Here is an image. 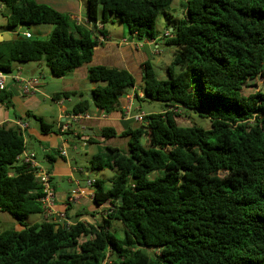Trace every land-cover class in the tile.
<instances>
[{
	"label": "trees",
	"instance_id": "obj_1",
	"mask_svg": "<svg viewBox=\"0 0 264 264\" xmlns=\"http://www.w3.org/2000/svg\"><path fill=\"white\" fill-rule=\"evenodd\" d=\"M173 1L87 0L85 24L37 0H0L9 30L53 26L44 39L21 35L0 42V70L38 62L62 78L93 61L101 38L109 36L110 14L127 27L129 39L154 41L157 18ZM182 5L183 18L162 34L176 47L167 78L157 76L150 60L140 82L125 68L91 65L90 99L71 110L79 115L94 106L111 114L128 87L135 98L165 106L145 113L135 128L101 129L103 138H127V145H106L90 160L91 169L117 170L108 186L104 179L92 184L93 202L104 209L100 222L45 217L27 223L31 214H44L43 186L17 160L27 149L24 134L0 125V211L22 226L0 230V264H264V84L254 89L264 82V0ZM74 94L63 91L53 99ZM11 98L7 88L0 91L7 109ZM191 112L203 122L179 124L177 117ZM37 120L43 133L53 132ZM66 204L67 215L72 202Z\"/></svg>",
	"mask_w": 264,
	"mask_h": 264
},
{
	"label": "crops",
	"instance_id": "obj_2",
	"mask_svg": "<svg viewBox=\"0 0 264 264\" xmlns=\"http://www.w3.org/2000/svg\"><path fill=\"white\" fill-rule=\"evenodd\" d=\"M37 2L52 5L62 12L71 13L73 17L79 16L78 13H80L81 8V0H37ZM0 14L3 15L2 13ZM5 25L6 24H0V33L10 32L21 36L26 32L23 30L20 31V28L23 26L17 28L16 31H12L7 29ZM52 29L53 27L49 26L44 27L42 30L39 29V31L41 30L42 32L44 30L41 35L48 36ZM158 38L154 41L149 39L138 40L136 38L129 39V35L128 38H125L110 34L105 40L101 38L103 40V44L95 48L93 61L75 69L67 74V76L63 77L66 78L70 76V79H68L70 81L64 87V90L63 88H56L53 94H49V92L42 87L40 81L37 91L32 93H25L20 83L12 80L8 81L7 89L12 93L11 101L13 106L7 109L0 104V123L14 125L16 119H22L28 124V128L26 129L24 135L27 139V148L34 151L37 155L38 161H40V163L49 169L53 174V184L56 189L57 198L55 210L59 213L65 212L67 199L71 196H75V199L72 201V206L70 207V209L73 208V211H67L66 217H68V224L74 223L77 219L90 223L100 222L104 210L102 207L95 205L93 202L94 189L92 186L88 185L87 182L88 180H94L89 178L90 168L80 167L78 164H75V158L74 156H71L68 150L69 141L74 140L76 137H80L82 139V146L80 147L81 150H85L87 155L88 151H90L92 156L88 159H92L94 155H96L100 149L103 148V146H119L118 141L123 139L120 137L108 139L103 138L101 136V129L103 127H114L118 132H122L128 128H135L140 124V122L133 118L136 113L134 115L132 114V104L134 98L136 97V93L134 95L126 93L125 97H122L121 99V105L118 110L111 114H107L103 110L93 106L87 112L89 114L88 118H80L78 120L75 119V115L71 113L73 106L82 98L90 99V91L95 87V83L88 78L89 66L106 65L125 68L135 74L139 79L138 82H140V77L143 73V64L146 61H149L151 46L156 43ZM37 64L40 67L44 65V63L38 62ZM15 65L16 64L13 63V71L21 70L26 77L34 78L30 76L22 66ZM31 72L34 73V69H31ZM139 74L140 76H138ZM136 89H139V87L137 86ZM63 91L78 93L77 100L72 101L71 97L56 100L59 117H62L61 122L55 126L53 132L43 133L41 131V127L39 129L37 125H32L30 122V119H35V122L39 125L37 118H42L46 123H49L48 120L45 119L46 116H44V114L39 110L42 105L39 95L45 96L47 99L54 100L52 95ZM138 91L140 97H143V92L141 90ZM67 101L72 103V105L68 106ZM129 107H131V114L128 115L127 109ZM29 112L31 116L27 117V113ZM68 120H71L72 122H68ZM66 133H69L72 136V139L66 138ZM32 135H34L35 140L41 146L43 153L42 160L39 158L38 152L30 142ZM114 139H116V141H114ZM113 141L117 143L115 144ZM71 148L75 151V153L76 150L79 149L75 142L71 144ZM63 151H66V155H62ZM77 173L80 177L76 176ZM58 179L66 181L71 188L65 190L63 187H60V184L57 182ZM53 218L56 220L59 218V221H61L59 215ZM44 219L45 215H42V220ZM3 222H10L16 226L20 225L11 214L0 211V230H3ZM36 222L37 221L33 223ZM62 222L66 221L62 220Z\"/></svg>",
	"mask_w": 264,
	"mask_h": 264
},
{
	"label": "rangeland",
	"instance_id": "obj_3",
	"mask_svg": "<svg viewBox=\"0 0 264 264\" xmlns=\"http://www.w3.org/2000/svg\"><path fill=\"white\" fill-rule=\"evenodd\" d=\"M184 2H185V0H174L172 2V4L170 5V7L165 9L163 12H161L157 18L156 29H157V32L159 33L158 34L159 38L156 41V43L151 46V54H150L149 60H150L151 64L153 65L157 76L160 79H165L168 77L167 68L171 64L173 57H174V52L176 50L175 46L165 44V40L163 39L162 34L164 33V31L166 29L170 30L173 27H175L177 22L181 18H183L184 14H185V7L182 4ZM78 14L82 18H86V16H87V0H81L80 13H78ZM0 24H2V25L6 24L5 16L1 15V14H0ZM49 26H52V25L42 24V25L23 26L20 28V31L21 30L30 31L32 33L33 37H36L39 39H44L47 36L41 35L44 32V30L42 32H41V30L44 29V27H49ZM40 27H42V28H40ZM105 27L109 31L110 35L128 38L129 32H128L127 27L120 21L119 17L116 16L115 14L109 15V21L105 24ZM39 29H41V30L39 31ZM15 64H16L15 66H17V65L22 66L30 76H32L34 78H38L40 83L42 84V87H44L45 90L47 92H49V94H53V92L56 88H63V90H64V87L70 81V80H68V79H70V76H68L66 78H63V77L62 78H55L51 74V71L46 66V64H44L42 67L38 66L37 62H15ZM31 69H34V73L31 72ZM138 76H140V74ZM263 84H264V82L262 79L258 80L254 89L260 88ZM254 89L250 88V89L246 90V92L250 93ZM125 91L127 94H132V95L135 94L134 89L131 87H128ZM74 95H76V96H74ZM74 95H71L72 101L77 100L78 94H74ZM52 97H54V95H52ZM39 98L42 101L41 108L39 109L40 112L43 113L44 116H46L45 119L48 120V122L52 126V128L55 129V126L59 122H61V118H62V117H59L58 105H57L56 100L54 101L51 99H47V98H45V96H40V95H39ZM67 105L68 106L72 105V103L68 102ZM137 107H138V109H137ZM164 108H165V106H164V103H162V102L153 101V100H140L138 98H134L133 104H132V109H133L132 114L134 115L135 113H138V112H144L146 114L159 113L162 110H164ZM177 120H178L179 124H182V125H190L194 122H199V123L203 122L199 118H196L195 114L193 112L190 113V117L181 116V117H177ZM30 122L32 125H37L40 129V123L38 125V123L35 122V119H30ZM68 122H72V121L68 120ZM33 134H34V132H33ZM65 137L72 139V136L69 133H66ZM114 141H116V139H114ZM126 141H127V138L120 139V141H118V145L126 147V145H127ZM30 142L32 143L35 150L38 152L39 158L42 160V158H43L42 149H41V146L38 144V142L35 140L34 135L31 136ZM69 142L70 143H69V149L68 150H69L71 156H74V158H75L74 160L76 161L75 164H78L80 167H85V168L89 167L90 168L89 178L94 179V180L95 179H104L106 181V186H108L110 184V181L116 176L117 170L115 168H111V167H105L103 170L91 169V165H90L91 159H88V158H90L92 156V153L90 151H88V155H87L85 150H81L80 147L82 146L81 145L82 139L80 137H76L74 140H70ZM73 142H75L77 147L79 148L76 150V153L71 148V144ZM114 143L116 144L117 142H114ZM102 149H100V151ZM76 176L80 177L78 173L76 174ZM57 182L60 184V187H63L65 190H68L71 188V186H69V184H67L66 181H61L58 179ZM92 188H93V186H92ZM68 211L72 212L73 208L69 209ZM42 215H44V214H39V213L31 214L29 216V218H27L26 222L30 223V224H33V222H35V221L40 222V221H42ZM113 226L120 230L122 227V224L118 220H115ZM2 227H3V230L12 229V228H17V229L21 228L20 225L16 226L10 222H6V223L3 222Z\"/></svg>",
	"mask_w": 264,
	"mask_h": 264
},
{
	"label": "built area",
	"instance_id": "obj_4",
	"mask_svg": "<svg viewBox=\"0 0 264 264\" xmlns=\"http://www.w3.org/2000/svg\"><path fill=\"white\" fill-rule=\"evenodd\" d=\"M3 5L0 4V13H2ZM74 19L78 23L87 24V20L83 19L80 16H75ZM167 33V32H166ZM27 38L33 37L30 31H26L23 34ZM15 81L21 84L23 91L25 93H32L37 91L39 80L36 78H29L24 75L21 70L13 71L6 73L0 70V91L7 88L8 81ZM127 114H131V107L127 109ZM76 120L80 118H88L89 114H79L74 116ZM133 118L138 122H145L146 114L144 112H139L133 116ZM3 123H0L2 125ZM14 125L17 126L20 131L25 135V131L28 128V124L22 119H16ZM27 140V139H26ZM62 155H66V151H63ZM17 160L21 163L28 164L30 168L34 171L35 177L41 182L43 186V196L40 198L44 210V215L46 218L60 216L61 221H68L65 212H57L56 208V189L53 186V174L52 172L43 166L40 161L37 159V155L34 151L29 150L28 148L24 150L18 157ZM88 185L92 186L94 180H88ZM74 193V192H73ZM75 199V196H71L67 199V202H72ZM55 219V218H53ZM59 221V218H58Z\"/></svg>",
	"mask_w": 264,
	"mask_h": 264
},
{
	"label": "water",
	"instance_id": "obj_5",
	"mask_svg": "<svg viewBox=\"0 0 264 264\" xmlns=\"http://www.w3.org/2000/svg\"><path fill=\"white\" fill-rule=\"evenodd\" d=\"M20 38L19 35L17 34H12L10 32H4V33H0V41H8V40H15ZM256 79H252L249 82L252 83L253 81H255ZM246 85V84H245ZM125 97V95H124Z\"/></svg>",
	"mask_w": 264,
	"mask_h": 264
}]
</instances>
